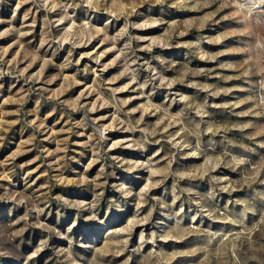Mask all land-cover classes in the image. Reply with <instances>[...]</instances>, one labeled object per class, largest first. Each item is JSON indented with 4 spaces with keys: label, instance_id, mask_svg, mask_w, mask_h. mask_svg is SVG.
Returning a JSON list of instances; mask_svg holds the SVG:
<instances>
[{
    "label": "rangeland",
    "instance_id": "374dc122",
    "mask_svg": "<svg viewBox=\"0 0 264 264\" xmlns=\"http://www.w3.org/2000/svg\"><path fill=\"white\" fill-rule=\"evenodd\" d=\"M0 264H264V0H0Z\"/></svg>",
    "mask_w": 264,
    "mask_h": 264
}]
</instances>
